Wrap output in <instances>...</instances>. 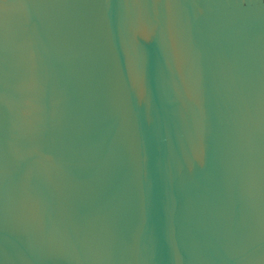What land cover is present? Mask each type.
<instances>
[{
    "label": "water",
    "instance_id": "1",
    "mask_svg": "<svg viewBox=\"0 0 264 264\" xmlns=\"http://www.w3.org/2000/svg\"><path fill=\"white\" fill-rule=\"evenodd\" d=\"M0 264H264V0H0Z\"/></svg>",
    "mask_w": 264,
    "mask_h": 264
}]
</instances>
